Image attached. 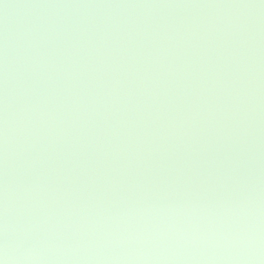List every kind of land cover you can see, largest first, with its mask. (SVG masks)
Returning a JSON list of instances; mask_svg holds the SVG:
<instances>
[{
  "label": "water",
  "instance_id": "1",
  "mask_svg": "<svg viewBox=\"0 0 264 264\" xmlns=\"http://www.w3.org/2000/svg\"><path fill=\"white\" fill-rule=\"evenodd\" d=\"M5 264H264V0H0Z\"/></svg>",
  "mask_w": 264,
  "mask_h": 264
},
{
  "label": "clouds",
  "instance_id": "2",
  "mask_svg": "<svg viewBox=\"0 0 264 264\" xmlns=\"http://www.w3.org/2000/svg\"><path fill=\"white\" fill-rule=\"evenodd\" d=\"M0 264H5V261L0 259Z\"/></svg>",
  "mask_w": 264,
  "mask_h": 264
}]
</instances>
